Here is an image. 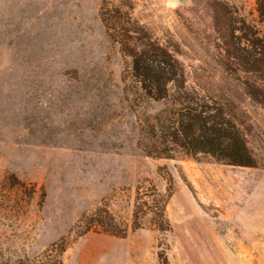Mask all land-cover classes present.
Here are the masks:
<instances>
[{
  "label": "rangeland",
  "instance_id": "1",
  "mask_svg": "<svg viewBox=\"0 0 264 264\" xmlns=\"http://www.w3.org/2000/svg\"><path fill=\"white\" fill-rule=\"evenodd\" d=\"M174 1L0 0L4 247L61 245L62 264H264V106L247 90L264 66L243 63L264 46L259 0H196L202 13ZM146 46L223 110L253 167L161 143L169 111L143 98L133 68Z\"/></svg>",
  "mask_w": 264,
  "mask_h": 264
},
{
  "label": "trees",
  "instance_id": "2",
  "mask_svg": "<svg viewBox=\"0 0 264 264\" xmlns=\"http://www.w3.org/2000/svg\"><path fill=\"white\" fill-rule=\"evenodd\" d=\"M102 4L107 8L108 0H102ZM258 14L264 24V0L258 2ZM146 47L134 56L133 68L135 79L141 84L143 98L161 104L169 111L168 125L164 128L165 134L161 143L163 145L170 143L191 156L208 155L228 166L253 167L252 155L242 135L236 125L226 118L223 110L209 98L188 92L184 88V76L176 63L159 47ZM260 48V58L256 59L251 55L243 62L251 74L257 72L255 69L258 65L264 66V46ZM258 80L259 82H254L253 85H247L248 95L254 102L264 106V79ZM168 84L181 87L173 92L166 89ZM168 149L169 147H166L157 151L154 148L147 154L157 157ZM168 196L159 197L155 202L156 213H153L158 223L167 227L164 207ZM95 222L98 226L102 224L98 219ZM107 233L117 235L116 231ZM8 243L9 238L0 236V264H62L61 257L65 250L61 245H52L41 254L28 257L26 254L20 255L9 247H4Z\"/></svg>",
  "mask_w": 264,
  "mask_h": 264
},
{
  "label": "water",
  "instance_id": "3",
  "mask_svg": "<svg viewBox=\"0 0 264 264\" xmlns=\"http://www.w3.org/2000/svg\"><path fill=\"white\" fill-rule=\"evenodd\" d=\"M174 8H179L183 11L202 13V6L196 0H175L172 4ZM176 264V260L173 258Z\"/></svg>",
  "mask_w": 264,
  "mask_h": 264
}]
</instances>
